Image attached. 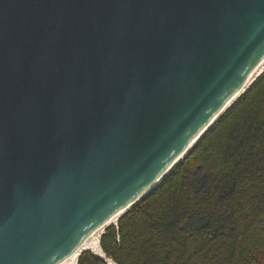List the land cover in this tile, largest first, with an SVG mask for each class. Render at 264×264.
Instances as JSON below:
<instances>
[{
  "label": "water",
  "instance_id": "obj_1",
  "mask_svg": "<svg viewBox=\"0 0 264 264\" xmlns=\"http://www.w3.org/2000/svg\"><path fill=\"white\" fill-rule=\"evenodd\" d=\"M263 60L264 0H0V264L65 262Z\"/></svg>",
  "mask_w": 264,
  "mask_h": 264
},
{
  "label": "trees",
  "instance_id": "obj_2",
  "mask_svg": "<svg viewBox=\"0 0 264 264\" xmlns=\"http://www.w3.org/2000/svg\"><path fill=\"white\" fill-rule=\"evenodd\" d=\"M117 223L100 239L115 264H264V72Z\"/></svg>",
  "mask_w": 264,
  "mask_h": 264
},
{
  "label": "bare ground",
  "instance_id": "obj_3",
  "mask_svg": "<svg viewBox=\"0 0 264 264\" xmlns=\"http://www.w3.org/2000/svg\"><path fill=\"white\" fill-rule=\"evenodd\" d=\"M264 72V60L263 62L261 63V65L259 66V69L258 71L256 72L255 74V77H259L262 73ZM245 93V91L241 92L239 94V97L242 96L243 94ZM238 99V97H237ZM126 213V210L121 212L119 215H117L114 219H112L111 221H109V223L101 230H99L98 232H96L95 234H93L82 246L81 248L75 252L70 258H68L65 262H63L62 264H77L78 263V259H79V256L80 254L83 252V251H91L93 252L94 254L102 257V258H105V254L103 252V250L101 249V246H100V239H101V232L100 231H103L104 229L112 226V225H116V223L118 222V219L120 217H122L124 214ZM108 264H115L112 260H110L108 262Z\"/></svg>",
  "mask_w": 264,
  "mask_h": 264
},
{
  "label": "rangeland",
  "instance_id": "obj_4",
  "mask_svg": "<svg viewBox=\"0 0 264 264\" xmlns=\"http://www.w3.org/2000/svg\"><path fill=\"white\" fill-rule=\"evenodd\" d=\"M257 78H255V80H256ZM118 223H116V225H117ZM101 232V234L103 235L104 234V232H105V229L103 230V231H100ZM105 259H106V256H105ZM107 260V262H109L110 260H108V259H106Z\"/></svg>",
  "mask_w": 264,
  "mask_h": 264
}]
</instances>
